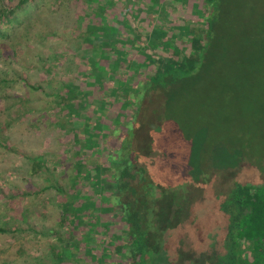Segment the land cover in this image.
I'll return each instance as SVG.
<instances>
[{
	"label": "trees",
	"instance_id": "trees-1",
	"mask_svg": "<svg viewBox=\"0 0 264 264\" xmlns=\"http://www.w3.org/2000/svg\"><path fill=\"white\" fill-rule=\"evenodd\" d=\"M41 1L0 0V40L23 27ZM139 1L87 2L77 25L88 59L84 82L52 92L81 145L72 184L47 186L60 198L65 229L47 232L56 239L51 264H264L263 183L232 182L203 216L187 194L190 184L211 181L213 170L194 159L199 127L191 104L210 70L230 60L224 48L244 43L246 52L264 51V11L249 17L248 0H144V10ZM186 8L195 18L182 14ZM234 55L232 84L246 66ZM101 112L111 124L94 119ZM157 151L159 163L151 164ZM33 162L38 171L42 162ZM199 169L204 173L195 174ZM20 230L0 214V233ZM187 235L203 252L179 253Z\"/></svg>",
	"mask_w": 264,
	"mask_h": 264
},
{
	"label": "rangeland",
	"instance_id": "rangeland-1",
	"mask_svg": "<svg viewBox=\"0 0 264 264\" xmlns=\"http://www.w3.org/2000/svg\"><path fill=\"white\" fill-rule=\"evenodd\" d=\"M56 1L58 8L53 0L39 2L40 8L23 27L16 26L10 39L0 40L5 45L0 52V214L22 227L18 232L0 233V264H51L49 252L56 239L47 232H65L59 225L60 198L56 189L47 186L55 181L65 187L72 184L75 147L81 144L74 141L69 115L57 106L52 92L66 83L84 82L81 75L88 59L77 25L90 0ZM139 2L144 10V0ZM246 6L252 17L264 11V0H248ZM182 14L189 20L195 18L187 8ZM259 34L263 42L264 34ZM246 46L224 48L230 60H220L210 70L191 104L199 127L193 140L194 159L213 169L211 181L190 184L187 191L188 196L195 195L191 196L200 216L219 207L216 197L232 182L264 184V51L252 54L246 52ZM231 51L237 59H246L244 74L235 84L228 81L230 70L237 65ZM258 58L259 63L253 62ZM108 115L101 112L94 119L101 118L105 126L112 123ZM160 155L157 151L151 164L159 163ZM34 158L42 162L38 171L33 167ZM23 211L28 213L26 221L21 217ZM198 223L207 225L204 217ZM197 232L189 229L188 235L198 238ZM188 235L183 239L187 247L179 246V253L203 252L202 248L195 250Z\"/></svg>",
	"mask_w": 264,
	"mask_h": 264
}]
</instances>
